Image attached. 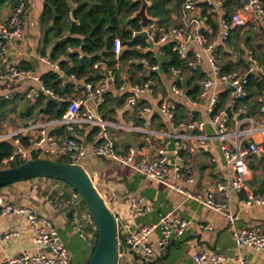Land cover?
<instances>
[{"label": "crops", "instance_id": "1", "mask_svg": "<svg viewBox=\"0 0 264 264\" xmlns=\"http://www.w3.org/2000/svg\"><path fill=\"white\" fill-rule=\"evenodd\" d=\"M17 1L0 0V23L7 19ZM44 3L45 0H28V8L23 16L22 36L9 44L7 54L2 60L5 66L14 65L19 68L32 69L40 78L48 71H55L38 60L40 55L50 57L58 62L59 66L60 61H65L69 67L74 64L67 54L63 55L57 52L53 58L54 45L60 38L55 36L54 31H49L54 22L45 14ZM239 6H235L231 11ZM177 11L178 5L177 10L170 17V24L157 22L158 25L170 26L176 23ZM246 16L248 19L246 25L233 29L227 41H221L218 38V23L216 21L213 23L214 33L207 35L210 41L218 45L223 65L229 69L245 70L244 61L247 50H253L258 58L264 54V21L251 13H247ZM71 19L69 14L67 20ZM142 31L144 30L141 29L139 34ZM67 34L68 32L64 29L63 35ZM143 36L148 43L147 46L139 49L135 46L133 49L152 52L159 65L157 70L145 72L148 64H140L141 68L136 69L127 62L128 59L122 62L119 60L118 65L114 63L111 67L104 61H97L95 63H98L101 68L92 66L93 70L87 77L73 79L70 77L73 73L66 76L60 66L61 71L55 72L62 78L61 92L57 94L65 99L63 101L48 96L40 89V84L32 79L0 80V116L7 114L8 117L15 120L13 126H2L0 132L25 125L40 126L27 130L22 135L21 139L27 147L28 159L32 156L62 161L64 158L68 159L62 149L64 141L69 138L84 145L87 154L81 160L80 166L89 174L117 220V264H192L191 256L201 251L221 253L228 258L225 264H234L233 258L237 254L242 255L250 264H264V253L247 246L236 245L232 237V227L222 213L205 207L193 199L186 198L183 194L135 172L130 167L94 155L93 148L99 142L96 138V127L78 122L69 125L55 122L61 116L56 117L55 113L46 111L48 102L51 100L57 101L58 104L65 103L67 106L69 99L81 94V89L78 87L80 83L98 81L102 68H106L116 76L117 82L111 85L102 103H90V107L94 113L109 123V132L114 140L116 150L126 152L129 148H133L137 159L153 158L157 154V148L164 142L163 134L172 131L171 123L160 113L155 111L141 115L138 109L144 104L162 100L170 101L176 105V120H206L207 100L199 99L193 105L187 95V90L193 86L192 82L187 83L188 79L195 77L194 82L199 84L200 79L210 75L206 61L204 60L195 69H184L181 85L185 93L175 94L171 91L175 75L169 68L163 69L160 65L163 60L167 59L162 47L170 42L157 43L155 36L153 40L145 37L146 35ZM121 40L124 51L128 49V46L122 38ZM196 49H199L198 45L190 44V54L192 50ZM69 51H74V48L68 46L67 52ZM80 55H82L81 51H79ZM147 78L150 80L151 90L141 95L138 108L126 107L124 101L129 94V89H119L118 85L121 82H141ZM30 90L36 91V98L29 99L27 97ZM255 101L259 103L264 101V91L251 97V105H254ZM128 132L131 134L133 146L125 143ZM148 132L149 134H147ZM205 132L211 134L212 128L206 125ZM42 133L53 136L56 144L44 143L42 146H35L34 139ZM46 147L52 148L53 153H44ZM170 148H173V144L170 145ZM207 148L203 149L195 139L184 138L181 140V154L184 161L191 165V170L195 175L193 185L183 184L199 192L214 191L213 185L224 179L226 173L225 161L218 141L211 138L207 142ZM170 160H173L172 156H170ZM248 165L250 174L247 185L252 190L256 189L257 192L264 193V155L259 158L250 157ZM76 194L78 193L67 183L45 177L17 181L0 188V197L4 203L27 206L51 221L65 243L74 264H89L97 228L86 203L82 201L79 194ZM243 194V192L234 193L231 197V209L238 216L234 227L237 229H264V206H244L242 203ZM136 195L144 197L151 210L134 221L130 216L129 209L131 201ZM214 197L218 201L222 200L219 192L214 191ZM164 213L178 214L189 219L191 223L182 235L171 240L164 251L158 249L159 235L158 232H154L151 242L155 254L152 257H145L136 250H127L123 241L127 232L134 228L135 223L156 222L159 216ZM10 231L17 234L0 244V264H4L6 258L14 256L20 251H38L32 242L34 229L24 216L16 214L0 217V233Z\"/></svg>", "mask_w": 264, "mask_h": 264}, {"label": "built area", "instance_id": "2", "mask_svg": "<svg viewBox=\"0 0 264 264\" xmlns=\"http://www.w3.org/2000/svg\"><path fill=\"white\" fill-rule=\"evenodd\" d=\"M178 5L177 22L170 25H158L157 21L150 23L144 29L145 37L156 42L169 41L171 51L183 62L184 68L169 66V70L175 75L171 91L175 94H184L181 81L184 78V69H195L205 60L208 64L210 75L200 79L197 96H189L191 104L195 105L199 99L207 100V119H190L187 121L176 120V105L173 102L162 100L144 104L139 107L141 115L158 112L171 123L172 131L165 132L164 142L157 148V154L150 159H137L133 148L126 152L115 149V143L109 132V123L100 115L94 113L90 103L99 104L104 101L105 94L112 84L117 82L116 76L108 69L102 68L101 77L96 82L84 81L78 85L81 94L68 100L65 111L55 122L69 125L78 122L96 127L98 144L92 153L96 156L108 158L127 166L135 172L152 178L169 189L183 194L186 198L193 199L205 207L222 213L228 224L232 227V237L237 246H247L264 253V229H237L234 227L238 219L231 209V197L234 193L243 192L242 203L246 207L264 206V193H254L247 185L250 174L248 161L250 157L259 158L264 155V101L250 113L248 104L242 99L247 96L248 76L258 78L264 86V77L258 76L254 71L259 70L264 74V54L258 58L253 50H247L245 58V70L226 69L221 60V52L215 42L209 40L207 35L214 33L213 23H218V38L227 41L231 31L245 26L248 19L246 14L251 13L264 21V9L261 0H241L240 6L228 12L224 0H175ZM28 8V0H18L7 19L0 23V80L32 79L40 84V89L53 99L63 101L62 96L45 87L40 76L32 69L19 68L14 65L5 66L2 63L6 56L9 44L22 36L23 16ZM204 26L202 33L199 32ZM142 29V28H141ZM140 31L131 30V35L136 36ZM196 44L199 49L192 50L190 44ZM136 48H141L136 45ZM68 50H71L68 48ZM111 51L116 65L123 52V43L119 36L112 40ZM67 59V58H66ZM38 60L47 64L55 71H61L59 63L48 56L40 55ZM129 64H148L145 57L128 59ZM149 65V64H148ZM94 68H101L95 63ZM157 63L149 65L145 72L157 70ZM76 79L75 74L70 75ZM119 89H129L124 105L129 108H138L141 95L151 90L150 80L147 78L141 82L125 83L118 85ZM226 92L225 101L221 102V93ZM29 99L37 97L34 90L27 93ZM230 107L232 115L226 113ZM209 125L212 133H206L205 127ZM40 127L37 125H25L0 132V142L7 141L11 145V153L0 161V167L6 168L15 161L28 160L27 147L22 142V135L27 130ZM151 133V132H150ZM194 133V134H193ZM149 134V132L147 133ZM148 138V137H147ZM184 138L195 139L203 149L207 148V142L216 139L222 151L226 173L224 179L217 181L213 189L219 192L222 200L214 197V191L199 192L187 187L195 182V175L191 165L184 161L181 154V140ZM44 143L56 144L53 136L42 133L34 139L35 146ZM173 144V148L170 145ZM53 149L44 148V153L52 154ZM62 152L68 156V163L80 165L86 156V150L82 143L73 138L64 141ZM170 156L173 160H170ZM93 181V180H92ZM78 195V194H76ZM151 207L144 197L136 195L130 204L129 213L134 221H137L149 213ZM22 215L34 229L32 242L38 249L36 252L26 250L5 259L4 264H74L71 260L65 243L60 238L57 229L51 221L37 213L34 209L15 203H4L0 197V217ZM191 223L178 214H161L156 222L135 223L134 228L128 231L124 238L127 250H136L145 257H152L155 249L152 246L151 237L158 232L157 247L160 251L166 250L171 240L182 235ZM14 231L0 233V244L16 235ZM192 264H225L228 260L219 252H197L191 256ZM234 264H250L242 255L237 254L233 258Z\"/></svg>", "mask_w": 264, "mask_h": 264}, {"label": "trees", "instance_id": "3", "mask_svg": "<svg viewBox=\"0 0 264 264\" xmlns=\"http://www.w3.org/2000/svg\"><path fill=\"white\" fill-rule=\"evenodd\" d=\"M150 2L147 8L149 16L157 19L158 23H169L173 12L177 10V2L175 0H147ZM241 0H224L227 11L240 5ZM69 3V4H68ZM264 9V0H261ZM140 0H45L44 10L48 18L53 20V25L49 31H54L56 37L60 38L54 45L53 58L57 52L67 54L74 64L69 67L65 61H60V66L66 76L71 73L77 78L87 77L92 72V66L97 61H104L109 67L113 66L115 60L111 51L112 40L119 36L128 46L120 57V61L130 58L145 57L149 65L157 63V59L152 52L138 51L133 49L136 45L142 48L147 46V41L143 35H131V29L140 31V19L131 18L134 12L140 7ZM75 5V7H73ZM71 15V20L67 17ZM129 27V28H127ZM64 29L68 32L63 35ZM74 48V51L67 52V47ZM82 55L79 56V51ZM163 52L167 55V59L160 64L163 69L174 65L184 68L183 62L171 51V44H165L162 47ZM136 69H140L139 63H132ZM229 69V67H225ZM45 87L52 89L55 93L61 92L62 78L55 71H48L41 76ZM195 77L188 79L187 83H193L191 89L187 90V94L196 97L199 91L198 83L194 82ZM247 96L242 100L248 104L251 111L259 104L255 101L251 105V97L264 91L262 82L253 75L248 76L246 85ZM226 99V92L221 93L222 104ZM65 103L58 104L57 101L48 102L49 113H55L56 117H60L65 110ZM11 153V145L7 141L0 142V161ZM32 158H37L32 156ZM62 161V160H58ZM64 162V161H62ZM23 161H15L10 166L22 164ZM76 192V191H75ZM84 202V200L82 199ZM85 203V202H84ZM98 233L96 234L95 244ZM95 247V245H94ZM93 247V249H94Z\"/></svg>", "mask_w": 264, "mask_h": 264}, {"label": "water", "instance_id": "4", "mask_svg": "<svg viewBox=\"0 0 264 264\" xmlns=\"http://www.w3.org/2000/svg\"><path fill=\"white\" fill-rule=\"evenodd\" d=\"M140 3L139 9L133 13L131 18H139L140 26L144 30L150 23L157 21V19L147 15V8L150 2L140 0ZM203 30L204 26H201L199 32L202 33ZM141 34L145 35V32L142 31ZM254 72L261 78L264 77L261 71L255 70ZM226 113L232 115L229 106L226 108ZM125 143L131 146L134 145L129 132L127 133ZM36 177L51 178L67 183L86 203L98 233L89 264H117V220L100 195L89 174L80 165L48 158H30L22 164L1 168L0 188L17 181ZM254 193H257L256 189Z\"/></svg>", "mask_w": 264, "mask_h": 264}, {"label": "rangeland", "instance_id": "5", "mask_svg": "<svg viewBox=\"0 0 264 264\" xmlns=\"http://www.w3.org/2000/svg\"><path fill=\"white\" fill-rule=\"evenodd\" d=\"M148 15V13H147ZM149 16V15H148ZM15 124V120L11 117H8L7 114H2L0 116V128L3 127H9V126H13ZM63 161H68L67 158H64Z\"/></svg>", "mask_w": 264, "mask_h": 264}]
</instances>
